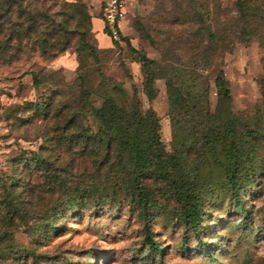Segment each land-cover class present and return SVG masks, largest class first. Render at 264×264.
I'll use <instances>...</instances> for the list:
<instances>
[{"label": "rangeland", "instance_id": "obj_1", "mask_svg": "<svg viewBox=\"0 0 264 264\" xmlns=\"http://www.w3.org/2000/svg\"><path fill=\"white\" fill-rule=\"evenodd\" d=\"M127 1L123 34L181 89L173 102L166 77L144 91L141 64L113 43L100 0H0V264H33L24 247L41 264H264V0ZM84 39L102 47L97 57ZM220 68L229 123L216 112ZM106 96L156 110L166 149L198 182L197 229L153 173L147 230L131 165L92 110ZM209 129L220 160L205 145ZM233 139L239 193L222 163Z\"/></svg>", "mask_w": 264, "mask_h": 264}, {"label": "trees", "instance_id": "obj_2", "mask_svg": "<svg viewBox=\"0 0 264 264\" xmlns=\"http://www.w3.org/2000/svg\"><path fill=\"white\" fill-rule=\"evenodd\" d=\"M239 3L241 4L242 0H239ZM100 16L103 17V14ZM105 30L112 36L108 26L105 27ZM93 36L96 39L95 33ZM123 41H125L127 47L136 54L133 60L141 64V68L145 73L144 91L147 94H152L155 90L156 80L166 77L168 79L167 87L169 96L173 102L175 97L177 98L180 94L178 90L181 89L177 88V91H173L174 87L171 80H169V75L164 72H159L161 63L156 59H152L145 52L133 45L131 38L123 34V32H121L119 39L113 38V43L117 46H120ZM80 46L82 48L90 47L96 57L98 56V50L102 49V47L99 49V47L89 43L85 39ZM228 82L224 69L220 68L214 79L218 94L216 112L222 115L229 123L232 115L230 107L232 95ZM260 83L264 90V80H261ZM182 99L186 100V97H182ZM82 108H87V104L82 106ZM92 110L94 115L101 122L100 128L103 131L104 137L113 138L115 140L118 151L126 156L131 165L130 188L135 195V201L140 207V214L145 219L147 230L150 229L149 206L151 194L145 183V178L148 174L153 173L159 174L160 177L170 183L173 194L181 204L180 217L186 224L197 229L203 215V205L198 182L187 173L185 160L181 155L166 149L165 143L161 137V125L156 110L151 106L148 107L145 112L139 110L138 107L128 110L126 107L119 104L113 96H106L101 105L93 106ZM174 120L177 122L176 116H174ZM226 128L230 131L227 123ZM85 131L88 132V129ZM205 137V145L208 150L212 152V156L220 160L219 146L221 141L218 130L209 129ZM227 150V158L222 161L224 164L225 176L231 190L235 193H239L243 184L240 172L242 151L239 147V142L233 139L230 143V148ZM146 240L152 248L157 249L154 239L149 234L146 236ZM17 251L27 255L31 254L33 264H41L38 254L33 249L24 247ZM4 254L5 251L0 252V256Z\"/></svg>", "mask_w": 264, "mask_h": 264}, {"label": "built area", "instance_id": "obj_3", "mask_svg": "<svg viewBox=\"0 0 264 264\" xmlns=\"http://www.w3.org/2000/svg\"><path fill=\"white\" fill-rule=\"evenodd\" d=\"M103 18L114 39L123 32L122 22L129 12L127 0H100Z\"/></svg>", "mask_w": 264, "mask_h": 264}, {"label": "crops", "instance_id": "obj_4", "mask_svg": "<svg viewBox=\"0 0 264 264\" xmlns=\"http://www.w3.org/2000/svg\"><path fill=\"white\" fill-rule=\"evenodd\" d=\"M112 37V36H111ZM113 39V38H112Z\"/></svg>", "mask_w": 264, "mask_h": 264}]
</instances>
